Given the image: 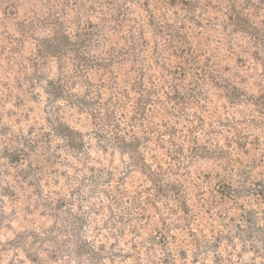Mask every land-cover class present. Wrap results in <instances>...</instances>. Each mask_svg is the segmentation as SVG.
<instances>
[{"label":"rangeland","instance_id":"1","mask_svg":"<svg viewBox=\"0 0 264 264\" xmlns=\"http://www.w3.org/2000/svg\"><path fill=\"white\" fill-rule=\"evenodd\" d=\"M0 264H264V0H0Z\"/></svg>","mask_w":264,"mask_h":264}]
</instances>
